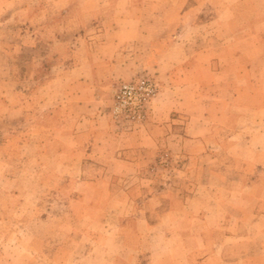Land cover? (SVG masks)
Returning a JSON list of instances; mask_svg holds the SVG:
<instances>
[{
  "label": "crops",
  "instance_id": "obj_1",
  "mask_svg": "<svg viewBox=\"0 0 264 264\" xmlns=\"http://www.w3.org/2000/svg\"><path fill=\"white\" fill-rule=\"evenodd\" d=\"M87 1L23 0V137L37 136L36 146L51 149L59 167L81 170V178L69 184L101 185V199L118 195L134 208L133 186L145 187L139 195L143 210L136 207L146 223L156 216L174 224L184 216L178 229L185 231L186 259L214 247L255 246V240L243 237L264 233V192H244L264 185V132L254 135L260 143L253 144L251 134L230 127L231 121L248 119L234 114L236 106L264 110V17L252 15L249 0H112L104 9L101 0ZM168 8H176L173 18H165ZM62 10L67 16L61 21ZM60 23L77 28L69 38L81 42L68 45L62 58L48 42L63 38L47 34ZM242 42H254L259 54L239 49ZM47 57L52 64L41 78ZM142 70L159 81L161 90L149 105L144 128L117 130L104 115L110 88ZM161 153L169 156L171 167L179 163L183 169L178 180L159 181L143 172L157 168ZM225 187L233 197L238 193L230 192L233 188L243 191L238 201L259 202L253 219L229 194L223 198ZM220 210L235 218L236 232L212 245L209 236L219 226L214 218ZM193 223L200 227L191 229ZM156 226L150 224L149 230ZM237 235L244 241L233 242Z\"/></svg>",
  "mask_w": 264,
  "mask_h": 264
},
{
  "label": "rangeland",
  "instance_id": "obj_2",
  "mask_svg": "<svg viewBox=\"0 0 264 264\" xmlns=\"http://www.w3.org/2000/svg\"><path fill=\"white\" fill-rule=\"evenodd\" d=\"M40 1L46 3L51 0ZM74 1L77 5L78 2L83 4L87 0ZM111 1L101 0L102 9L109 7ZM11 2L13 1L0 0V264H188L186 260L190 262L194 259L196 263L194 261L191 264H264V233L260 234L258 231L243 237L255 240V246L225 251L214 247L198 257L186 259L187 250L181 246V234H185V231L178 229L179 225L185 223L184 216H178L172 224L167 218L154 215L146 223L142 215H138L136 207L139 206L140 212L143 210L145 202L139 199V195L141 196V190L145 187L133 186L138 190L131 192L138 202L134 205L135 209L131 202L118 200V195H114L109 201L101 199V185L69 184V180L81 178V170L68 169L63 165L59 167V159L53 158L51 149L47 151L46 147V151H41L36 146V140H39L37 136L28 139L23 137V66L26 65L23 58V18L26 13L23 10V0ZM248 4L255 18L264 17V0H249ZM63 11L58 17L61 21L68 12ZM175 11L176 8L166 9L165 18H173ZM77 14L83 18L81 9H78ZM240 14L243 16L241 12ZM72 28L71 25L60 23L56 29L47 31V34L57 32L63 38L58 42H48L56 47L54 52L61 58L68 45L78 46L81 43L80 40L72 41L69 38L77 30ZM254 45V42H242L239 43V49L249 48V55H257L259 51ZM47 48L44 45V53ZM8 52L11 55L6 54ZM51 64L52 58L47 57L39 71L41 78L49 71ZM140 76L151 78L158 85V93L161 90L159 81L147 70L114 84L110 88L104 115L118 127L117 130L133 132L146 125L147 119L144 124L133 126L114 121L110 114L116 87ZM258 107L252 105L250 109L244 110L241 106H236L234 114L237 117L247 116L248 119L231 121L230 127L231 130L251 134L253 144L260 143L254 135L257 136L259 131L264 132V110ZM178 166L179 163L171 167L169 156L161 153L157 156V168L152 166L150 170L143 172L148 171L147 176L154 175L159 181L168 177L177 179L183 170ZM237 172H240L239 169ZM193 174V170H189L188 175ZM141 175L140 170L138 176ZM252 188H246L244 193L252 191L255 194L259 189L264 192V185L257 184ZM230 192L243 191L235 187ZM220 193L226 198L229 190L225 187ZM238 193L234 197L229 194L228 199L237 204L236 208L241 212L249 211L251 215L248 220L253 219V211L259 209V202L254 198L245 203L238 201ZM217 212L220 215L214 220H218L219 226L214 227L215 231L209 234L212 245L236 232L235 218L226 216L223 210ZM208 222L207 225L213 224V217ZM153 223L157 224L156 228L149 230V225ZM198 224H191V229L200 227ZM234 237L233 242L244 241L240 235ZM244 255L249 258L245 263ZM230 260H235V263H230Z\"/></svg>",
  "mask_w": 264,
  "mask_h": 264
},
{
  "label": "built area",
  "instance_id": "obj_3",
  "mask_svg": "<svg viewBox=\"0 0 264 264\" xmlns=\"http://www.w3.org/2000/svg\"><path fill=\"white\" fill-rule=\"evenodd\" d=\"M157 93L158 85L147 76L120 83L113 93L112 119L133 126L144 124L149 105Z\"/></svg>",
  "mask_w": 264,
  "mask_h": 264
}]
</instances>
